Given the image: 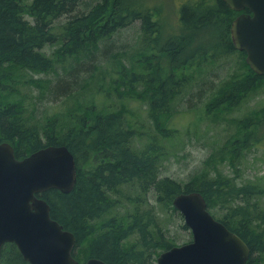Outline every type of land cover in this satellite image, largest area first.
<instances>
[{
  "label": "trees",
  "instance_id": "1",
  "mask_svg": "<svg viewBox=\"0 0 264 264\" xmlns=\"http://www.w3.org/2000/svg\"><path fill=\"white\" fill-rule=\"evenodd\" d=\"M77 5V0H0V143L12 142L20 157L52 144L66 145L74 154L78 169L74 188L69 192L51 188L37 195L48 201L51 216L75 234L76 259L156 264L157 256L175 243L168 238L153 206L143 208V203L153 192L158 202L175 210L172 201L176 195L197 190L211 212L223 209L220 217L212 214L248 243L251 253L247 264H253L264 253V206L258 199L264 195L263 185L254 181L238 184L215 166L206 168L218 158H227L215 152L187 181L160 175V141L179 132L167 122L173 102L188 86L196 59L200 60L199 66L209 59L206 53L193 56L200 29L206 25L218 27L223 54L238 52L243 69L238 79L224 80L213 92L206 103L207 113L214 108L220 112L230 110L258 85H264V74L250 67L246 52L238 50L231 38V24L241 11L230 8L224 0H188L179 9L178 29L167 34V22L163 21L168 18L145 0L91 1L84 3L85 9L79 12ZM135 20L140 21L144 46L138 51V67L129 68L131 81L121 83L129 87V94L149 98L152 119L161 137L142 148L134 147L132 139L137 131L127 123L125 111L102 110L95 103L87 107L78 104L80 107L73 110L83 111L81 114L69 112L74 125L65 123L57 128L53 120L40 127L25 114L19 101L12 99L10 82L17 67L50 70L66 54L91 50ZM51 44L58 45V57L43 51ZM153 44L161 47L154 52ZM139 81L141 88L136 84ZM263 110L264 106L237 119L238 130L227 145L232 156L239 154L234 151L236 142L240 148H249L262 139L257 133ZM133 181L138 190L124 193L122 186ZM125 202V212H113ZM108 213L112 214L106 216ZM0 264L30 263L14 243H8L1 250Z\"/></svg>",
  "mask_w": 264,
  "mask_h": 264
},
{
  "label": "rangeland",
  "instance_id": "2",
  "mask_svg": "<svg viewBox=\"0 0 264 264\" xmlns=\"http://www.w3.org/2000/svg\"><path fill=\"white\" fill-rule=\"evenodd\" d=\"M91 1L97 0H77V12L85 9L84 3ZM145 1L152 7H158L166 15L164 17L168 18L169 21H163L165 24L167 22V34L178 29L179 9L188 0ZM159 17L161 15L156 18ZM140 25V21L135 20L131 25L115 32L110 39L99 41L98 46L91 50L66 54L50 70L39 72L17 67L10 82V88L14 91L12 99L19 101L25 114L40 127L53 120L57 128L65 123L74 125L76 122L68 114H81L83 111L73 110L80 107L78 104L87 107L95 103L102 110L123 109L127 123L133 125L137 131L132 144L136 148H142L147 142L161 135L152 119L149 98L137 97L132 92L129 94V87L121 83L124 80L131 81V77H128L129 68L133 65L138 67L139 64L138 51L144 46ZM204 27L197 32L199 41L193 56L206 53L209 59L202 66L198 65V58L195 62L193 59L195 67L190 71L188 86L173 102V111L167 122L168 126L179 129V132L160 141V175L187 181L194 172L205 166V159L210 153L215 152L218 157L226 154L227 158H218L217 162L206 168L213 169L215 166L238 184L254 181L264 186V110L257 133L262 139L249 148H240L239 142H236L237 148L234 151L239 152L236 156H232L227 147L238 130L237 119L264 106V85H258L256 90L230 110L220 112L214 108L212 113H207L206 103L213 92L224 80L238 79L237 75L243 69L238 52L223 54L224 45L219 42L221 33L218 27ZM57 47V44L45 45L43 51L52 57H58ZM159 47L161 45L153 44L154 52ZM136 84L139 88L142 87L141 81ZM135 183L133 181L123 185L124 193H135L138 190ZM119 196L125 201L123 195ZM258 199L264 206V195ZM148 202H144L142 207L153 206L160 224L172 242L183 244L192 240V230L186 225L182 213L174 207L173 201L175 210L167 203L158 202L155 194L151 192ZM127 206L125 202L113 212L123 213ZM212 212L220 217L223 209H212ZM256 262L264 264V253L253 264H257ZM155 263L157 264V258Z\"/></svg>",
  "mask_w": 264,
  "mask_h": 264
},
{
  "label": "water",
  "instance_id": "3",
  "mask_svg": "<svg viewBox=\"0 0 264 264\" xmlns=\"http://www.w3.org/2000/svg\"><path fill=\"white\" fill-rule=\"evenodd\" d=\"M224 1L242 11L231 24L234 46L246 52L256 73L264 74V0ZM77 176L75 156L66 145H47L18 158L11 143H0V253L13 242L31 264H108L99 258L79 262L75 234L51 216L50 204L37 195L51 188L69 192ZM173 205L193 239L162 251L157 264H247L248 243L215 218L200 191L176 195Z\"/></svg>",
  "mask_w": 264,
  "mask_h": 264
},
{
  "label": "flooded vegetation",
  "instance_id": "4",
  "mask_svg": "<svg viewBox=\"0 0 264 264\" xmlns=\"http://www.w3.org/2000/svg\"><path fill=\"white\" fill-rule=\"evenodd\" d=\"M7 142H9V141H7ZM9 143H11L12 145H13V143L12 142H9ZM13 147L15 148V146L13 145ZM15 153H16V151H15ZM30 153V152H29ZM29 153H26V154H29ZM18 158H22V157H20L19 155H16ZM8 243H12V242H7V243H5L3 246H2V250H3V247H5V246H7L8 245ZM15 244V243H14ZM16 245V244H15ZM17 246V245H16ZM17 248H18V246H17ZM18 250H19V248H18ZM21 253V252H20ZM23 256V255H22Z\"/></svg>",
  "mask_w": 264,
  "mask_h": 264
},
{
  "label": "bare ground",
  "instance_id": "5",
  "mask_svg": "<svg viewBox=\"0 0 264 264\" xmlns=\"http://www.w3.org/2000/svg\"><path fill=\"white\" fill-rule=\"evenodd\" d=\"M180 88H181V86H180Z\"/></svg>",
  "mask_w": 264,
  "mask_h": 264
}]
</instances>
